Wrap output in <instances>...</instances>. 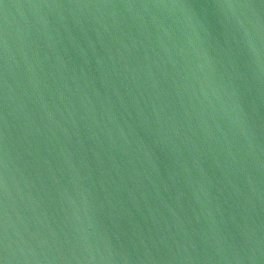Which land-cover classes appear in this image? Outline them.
Wrapping results in <instances>:
<instances>
[{
	"label": "water",
	"instance_id": "obj_1",
	"mask_svg": "<svg viewBox=\"0 0 264 264\" xmlns=\"http://www.w3.org/2000/svg\"><path fill=\"white\" fill-rule=\"evenodd\" d=\"M0 264H264V0H0Z\"/></svg>",
	"mask_w": 264,
	"mask_h": 264
}]
</instances>
